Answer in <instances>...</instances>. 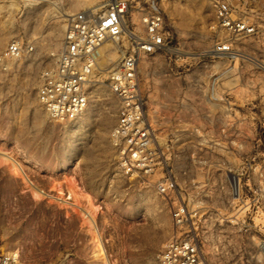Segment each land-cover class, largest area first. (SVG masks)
I'll return each instance as SVG.
<instances>
[{
  "label": "rangeland",
  "instance_id": "rangeland-1",
  "mask_svg": "<svg viewBox=\"0 0 264 264\" xmlns=\"http://www.w3.org/2000/svg\"><path fill=\"white\" fill-rule=\"evenodd\" d=\"M227 1L235 17L256 25L255 34L233 37L218 27L214 0L162 5L172 49L141 54L138 63L159 156L142 180L121 174L110 141L118 102L107 75L119 50L130 48V36L115 39V61L95 68L80 117L53 120L37 99L40 71L54 62L67 18L103 10L107 0H0V53L13 40L32 46L0 61V252L15 250L25 264H104L102 247L110 264H159L166 242L188 234L207 264H264V0ZM126 24L144 34L133 9ZM217 42L251 55L257 122L234 123L211 108L204 125H174V71L214 56ZM168 178L176 188L158 193L155 184ZM26 180L45 193L35 195ZM180 206L186 218L175 224L172 208Z\"/></svg>",
  "mask_w": 264,
  "mask_h": 264
},
{
  "label": "built area",
  "instance_id": "built-area-1",
  "mask_svg": "<svg viewBox=\"0 0 264 264\" xmlns=\"http://www.w3.org/2000/svg\"><path fill=\"white\" fill-rule=\"evenodd\" d=\"M168 0H107L98 12L82 10L67 18L62 44L54 62L40 71L37 99L49 118L71 121L80 117L87 105V84L95 71V50L106 40L120 36L125 27L133 36L130 48L108 71L107 86L115 95L118 108L110 141L115 150L118 170L128 178L147 180L155 171L158 153L154 135L145 119L144 100L138 80L141 54L172 49L170 33L164 28L162 5ZM216 25L233 37L253 35L257 27L242 17H235L227 0H214ZM133 9L139 14L144 34L128 29L126 16ZM131 22V21H130ZM32 46L20 41L9 42L0 53V61L20 57ZM237 56L229 43L217 42L212 51ZM234 178V177H233ZM160 194L174 190L168 178L155 184ZM175 224L186 218L182 206L172 208ZM159 264H207L192 236L171 237L157 254ZM0 264H25L17 251H1Z\"/></svg>",
  "mask_w": 264,
  "mask_h": 264
},
{
  "label": "crops",
  "instance_id": "crops-1",
  "mask_svg": "<svg viewBox=\"0 0 264 264\" xmlns=\"http://www.w3.org/2000/svg\"><path fill=\"white\" fill-rule=\"evenodd\" d=\"M235 51L237 56L224 53L205 56L195 67L184 62L183 68L174 71L173 83L169 85L170 108H173L170 116L174 125L184 128L204 125L208 116L212 117L211 108L220 112V118H225L221 112H226L234 123L257 122L253 115L256 102L253 70L247 68L252 58L250 54ZM188 57L191 56L185 55L184 60Z\"/></svg>",
  "mask_w": 264,
  "mask_h": 264
},
{
  "label": "bare ground",
  "instance_id": "bare-ground-1",
  "mask_svg": "<svg viewBox=\"0 0 264 264\" xmlns=\"http://www.w3.org/2000/svg\"><path fill=\"white\" fill-rule=\"evenodd\" d=\"M122 33L123 34H127L130 37L133 36V33H130L125 27H123V32ZM117 37H115L114 39H111V40H115ZM116 42H118V41L115 40V41H113L112 44H110V43H104L102 45L100 44L97 47V49L95 50V53L97 54V56H96L97 59L95 58V65H96V67H98L99 69H101L100 65L103 64V62L109 61V60L110 61H115L117 59V57H119L122 54L123 51H121V49L120 50L118 49V45H117ZM118 50H119V56L117 55L118 54L117 53ZM97 60H98V63H97ZM4 156H5V158L12 160V162H13L16 170H17L16 171L17 174H19V173L21 174L22 173V168L19 165V163L17 161H15L14 159H12V157L9 154H5L4 153ZM27 182H28L29 186L32 188V190H33V192H34L35 195L36 194H44L45 193L43 190L37 188L32 183V181H29L28 180ZM67 198H69V196L68 197H64L63 200L65 201ZM88 220H89V222L91 224V217L88 216ZM97 236H99V235L97 234ZM100 250H101V252L103 254V257H102L104 259L103 263L104 264H110L102 247H101Z\"/></svg>",
  "mask_w": 264,
  "mask_h": 264
}]
</instances>
